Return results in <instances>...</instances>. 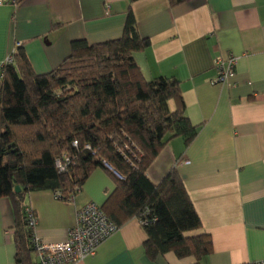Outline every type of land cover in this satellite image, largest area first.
Returning a JSON list of instances; mask_svg holds the SVG:
<instances>
[{"label":"crops","instance_id":"0c3cea01","mask_svg":"<svg viewBox=\"0 0 264 264\" xmlns=\"http://www.w3.org/2000/svg\"><path fill=\"white\" fill-rule=\"evenodd\" d=\"M0 5V67L21 43L34 70L57 68L74 40L90 44L122 36L131 8L150 45L135 53L147 79L175 77L186 115L198 126L189 145L168 142L148 170L158 184L176 167L202 221L189 235L208 233L213 252L202 264H264V0H4ZM109 6V8H108ZM237 58L234 73L216 82L215 59ZM0 77V88L2 86ZM175 109V101L170 102ZM116 185L96 168L75 202L52 190L32 191L26 205L37 216V236L45 242L67 239L77 208L104 206ZM15 215L0 198V264L15 260ZM138 218L122 224L95 254L74 264H194L169 251L152 259L144 247ZM32 260L37 264L34 251Z\"/></svg>","mask_w":264,"mask_h":264},{"label":"trees","instance_id":"16d2710c","mask_svg":"<svg viewBox=\"0 0 264 264\" xmlns=\"http://www.w3.org/2000/svg\"><path fill=\"white\" fill-rule=\"evenodd\" d=\"M149 45L130 8L121 37L95 44L74 40L70 54L49 72L37 73L22 45L14 63L2 67L0 198H9L13 207L18 264H35L27 195L60 191L59 199L68 201L96 168L116 185L102 208L119 227L135 217L143 221L149 257L173 251L202 264L213 252L210 234L189 235L202 221L177 168L158 184L148 175L169 141L180 136L189 145L198 134L185 113L179 80H149L136 62L135 53ZM60 159L65 171L57 167Z\"/></svg>","mask_w":264,"mask_h":264},{"label":"built area","instance_id":"2783aa9c","mask_svg":"<svg viewBox=\"0 0 264 264\" xmlns=\"http://www.w3.org/2000/svg\"><path fill=\"white\" fill-rule=\"evenodd\" d=\"M4 3V0H0V5ZM19 46H21V43H17L16 49ZM16 49L1 65V78L4 74L2 67L6 64L14 63ZM236 63L237 58L234 56L228 58L218 56L215 59V68L217 70V79L215 81L223 82L231 76L234 73ZM74 144L77 146V141ZM88 148L90 149L91 147L88 146ZM69 160V157H65V162H69ZM65 162L61 159L57 160V167L61 171L66 170L67 165ZM79 191L80 188L76 187L74 192L69 196L68 201L75 202ZM55 194L57 198L61 196L60 191L55 192ZM25 211L28 226L32 229V241L38 256L37 264H74L79 262L87 256L95 254L99 245L119 229V226L109 218L101 205L90 201L77 208L75 224L69 229L66 240L45 242L35 232L38 224L35 211L29 206L26 207Z\"/></svg>","mask_w":264,"mask_h":264},{"label":"water","instance_id":"95a60500","mask_svg":"<svg viewBox=\"0 0 264 264\" xmlns=\"http://www.w3.org/2000/svg\"><path fill=\"white\" fill-rule=\"evenodd\" d=\"M20 190H21V188H20L19 186H17V187H16V191L19 192Z\"/></svg>","mask_w":264,"mask_h":264}]
</instances>
